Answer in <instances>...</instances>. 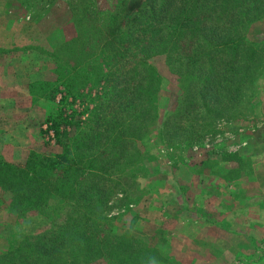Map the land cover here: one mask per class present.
Returning a JSON list of instances; mask_svg holds the SVG:
<instances>
[{
	"label": "trees",
	"instance_id": "16d2710c",
	"mask_svg": "<svg viewBox=\"0 0 264 264\" xmlns=\"http://www.w3.org/2000/svg\"><path fill=\"white\" fill-rule=\"evenodd\" d=\"M89 4L83 17L87 40L78 25L74 37L83 58L67 71L64 64L55 66V92L63 100L55 105V120L47 111L45 121L59 152L0 162V184L11 192V207L21 203L40 213L52 200L55 210L45 229L0 251V264L142 263L137 247L124 238L128 230L107 223L105 210L113 193L122 196L115 172L132 164L136 142L159 116L162 80L147 58L165 56L181 89L178 106L187 102V115L197 100L206 108L213 102L220 112L250 102L264 72V39L245 37L250 24L264 17V0H143L124 23L117 9L104 8L100 24L95 3ZM89 82L101 85L86 117H79L70 105L82 100L79 91ZM171 113L176 116L169 126L179 127L180 111ZM168 115H162L159 136L166 133Z\"/></svg>",
	"mask_w": 264,
	"mask_h": 264
},
{
	"label": "rangeland",
	"instance_id": "374dc122",
	"mask_svg": "<svg viewBox=\"0 0 264 264\" xmlns=\"http://www.w3.org/2000/svg\"><path fill=\"white\" fill-rule=\"evenodd\" d=\"M142 1L93 0L99 24L104 8L117 9V18L124 23ZM73 2L0 0V43L6 42L8 47L0 48V57L22 56L29 79L34 78L24 92L28 106L14 107L11 112L14 125L23 124L31 140L21 150L19 133L5 139L0 131V162H6L4 153L8 151L22 152L12 155L22 157L10 163L15 164L23 163L30 152L48 155L60 150L53 134L49 137L42 125L47 123V111L55 120V105L63 100L55 92L56 64H64L67 71L83 58L74 37L78 25L81 37L87 40L83 17L90 11V0L79 1L74 9ZM245 37L249 41L264 39V17L250 24ZM99 40L94 44L98 46ZM147 62L162 80L159 116L136 142L132 164L115 172L122 196L116 190L105 210L107 223L128 230L124 238L137 247L143 260L128 264H264V72L250 102L231 103L220 112L213 102L206 108L197 100L198 107L187 115V102L178 106L181 89L165 56L152 55ZM95 86L86 84L79 91L82 100L76 98L70 105L79 117H86ZM14 89L13 95L19 93ZM175 109L181 114L176 128L169 126L175 121L176 114L171 113ZM165 113L169 114L166 133L159 136L157 129ZM12 198L0 184V251L24 235L45 229L55 210L52 200L45 212L28 211L21 203L13 208ZM213 259L218 262H209Z\"/></svg>",
	"mask_w": 264,
	"mask_h": 264
},
{
	"label": "crops",
	"instance_id": "0c3cea01",
	"mask_svg": "<svg viewBox=\"0 0 264 264\" xmlns=\"http://www.w3.org/2000/svg\"><path fill=\"white\" fill-rule=\"evenodd\" d=\"M0 48H8L6 42H1ZM26 62V59L20 55L0 57V131L5 139H10L13 132L19 133L21 136L18 137L17 141L21 150L29 143L32 135L28 133L29 131L23 124L15 123L14 125L11 112L14 107H27L29 104L26 96H24V92L26 91L28 83L33 81L34 78L29 79ZM13 88L19 93L13 95ZM14 127L15 129L13 130ZM15 154L21 156L22 152L8 151L4 153V157L8 156V158H5L6 162L11 163L22 160V157L21 159L20 157H12ZM218 231L217 229V236H219ZM181 234H183V231L180 230ZM186 242L187 240L183 241V244ZM231 248L236 252L237 246L235 244L232 243ZM209 262L216 263L218 260L213 259ZM231 264L233 263L231 262Z\"/></svg>",
	"mask_w": 264,
	"mask_h": 264
},
{
	"label": "built area",
	"instance_id": "2783aa9c",
	"mask_svg": "<svg viewBox=\"0 0 264 264\" xmlns=\"http://www.w3.org/2000/svg\"><path fill=\"white\" fill-rule=\"evenodd\" d=\"M42 128H43L44 130H46L47 135H48L49 137H52V131H51V129L49 128V123H44V124L42 125Z\"/></svg>",
	"mask_w": 264,
	"mask_h": 264
}]
</instances>
